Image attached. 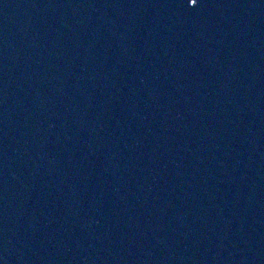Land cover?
Returning a JSON list of instances; mask_svg holds the SVG:
<instances>
[{
    "label": "water",
    "instance_id": "1",
    "mask_svg": "<svg viewBox=\"0 0 264 264\" xmlns=\"http://www.w3.org/2000/svg\"><path fill=\"white\" fill-rule=\"evenodd\" d=\"M0 264H264V0H0Z\"/></svg>",
    "mask_w": 264,
    "mask_h": 264
}]
</instances>
